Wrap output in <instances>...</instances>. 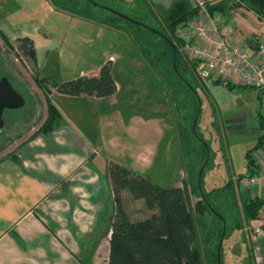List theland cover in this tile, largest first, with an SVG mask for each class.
<instances>
[{"label":"rangeland","instance_id":"1","mask_svg":"<svg viewBox=\"0 0 264 264\" xmlns=\"http://www.w3.org/2000/svg\"><path fill=\"white\" fill-rule=\"evenodd\" d=\"M58 1L76 8L79 14L85 12L99 20L114 17L103 9L109 8L137 22L160 28L155 22L158 15L156 7L143 0L133 3L129 0ZM58 10L49 0H0V29L15 41L10 44L0 31V76L8 78L26 102L24 109L4 112L0 158L13 153L46 124L47 99L53 100L56 93L47 94L39 88L37 80L70 81L81 74H92L111 60L117 86L113 97L57 99L56 102L65 114L74 119L76 129L82 131L79 135L85 141H100V154L94 158L98 171L105 173L113 162L142 175L154 185L171 189L180 187L183 181L187 182L193 167L197 176L198 166L205 157L198 171V177L200 172L203 174L201 192L226 220L221 225L216 216L206 211L199 238L202 244L206 239V248L213 254L216 252L217 257V235L224 228L220 264H254V254L243 231L246 222L239 214V207L232 204L231 194L223 187L231 182L240 196L239 202L252 201L254 190L236 184L238 181L245 182L250 174L246 158L248 151L259 138L264 143V120L258 92L198 78L189 80L193 88L186 87L188 93L172 98L171 92L177 86L167 85L151 66L141 60L124 32L112 33L114 29H100V24L95 21L77 15L78 18H72L70 13L66 15ZM25 36L34 42V60L26 58L19 50L16 41ZM34 64L38 68L36 72ZM72 111L78 112L76 116L72 115ZM132 114L139 116L132 119ZM161 117L172 119L177 140L169 154L164 143L153 138V145L158 148L156 155L143 165L134 156L138 143L132 140L127 127L132 124V128L139 129L146 125L152 132ZM185 117L187 120L183 121ZM78 118L82 119V123L78 122ZM180 125L188 128L189 151L180 142L177 133ZM111 138L114 140L108 142ZM127 195L129 199L125 197L124 208L130 212L132 219L141 220L151 215L152 211L143 205V201L136 202ZM199 200L200 194L192 196V205ZM112 215V201L108 200L103 208L99 231L95 234L101 244L93 257L96 264H107L108 229Z\"/></svg>","mask_w":264,"mask_h":264},{"label":"crops","instance_id":"2","mask_svg":"<svg viewBox=\"0 0 264 264\" xmlns=\"http://www.w3.org/2000/svg\"><path fill=\"white\" fill-rule=\"evenodd\" d=\"M143 1L160 11L168 10L179 1L187 2L192 9L197 8L198 2H204L207 9L213 10L209 18H204L207 26L211 19H218L219 25L233 40L250 52L264 53V19L238 0ZM199 18L198 11L190 21ZM98 27L106 29L103 25ZM4 35L10 44L15 42ZM34 69L35 72L38 70L35 64ZM98 70L80 76H96ZM85 97L55 94L51 101L60 114L57 125L50 132L37 134L13 153L0 158V264H96L93 257L101 244L95 234L99 231L107 201H112L113 206L108 170L101 173L95 166L94 158L100 154V141H85L79 135L82 131L76 129L74 119L56 105L57 99ZM72 113L76 116L78 112ZM137 116L132 114V119ZM159 120L152 132L146 125L139 129L132 128V124L127 127L132 140L138 143L134 156L143 165L156 155L158 148L153 145V138L164 143L169 154L177 140L172 119L161 117ZM78 122L82 123V119L78 118ZM113 140L111 138L108 142ZM127 194H122L123 207L125 197L129 199ZM124 210L131 221L144 220L132 219L130 212ZM153 213L156 212L152 211L151 215Z\"/></svg>","mask_w":264,"mask_h":264},{"label":"trees","instance_id":"3","mask_svg":"<svg viewBox=\"0 0 264 264\" xmlns=\"http://www.w3.org/2000/svg\"><path fill=\"white\" fill-rule=\"evenodd\" d=\"M49 1L59 10L124 32L138 51L141 60L151 66L160 79L167 82V85L177 86V89L171 92L172 98L188 93L186 89V87H189L188 84L192 87L189 80L198 79L196 63L189 61L182 53V42L176 37L178 27L190 22V19L198 13V9H192L187 2L179 1L165 11H160L156 7L158 15L155 16V22L159 24L160 28H153L146 23H142L161 33V36L141 25L130 23L113 13H111L114 16L113 18L99 20L85 12L79 14L76 8L64 5L58 0ZM238 2L264 19V0H238ZM205 8L209 15L213 14L212 8L207 9L206 5ZM218 12L220 13V11ZM2 37L6 41L8 40L4 34H2ZM170 42L173 44L174 50ZM17 44L23 56L34 60V44L31 39L28 37L19 38ZM173 61H175L176 71L173 69ZM36 82L39 88L47 94L56 93L68 97L87 96L102 99L111 97L117 92L111 61L102 65L96 76H80L64 82L41 78ZM47 109L48 119L46 124L40 132L35 133L32 137L50 132L60 121V114L54 103L49 99H47ZM178 118L181 121L180 116ZM193 119L194 116L191 117L192 122ZM186 120L185 117L183 121ZM187 129V127L180 125L177 128V133L181 144L189 151L191 148L189 147L190 139ZM259 139L246 155L249 176L253 174L252 153L259 149L263 143L262 138ZM204 161L205 157L198 166L197 176L194 174L196 170L193 167L190 170L187 182L183 181L180 187L171 189L154 185L142 175L110 162L108 165V178L111 186L114 214L108 229L107 264H213V262H217L216 252L211 253L206 248V239L202 244L199 238V232L202 233L203 230V214L209 211L215 217L208 204L216 211L205 194L202 198L201 188L198 184V171ZM202 176L203 174L200 176L201 184ZM223 188L231 194L232 204L239 207V214L243 222L255 218L259 208L264 205V200L239 202L238 198L240 196L234 190L235 187L231 182L225 184ZM124 192L128 193L133 200L143 201L148 210H157V212L144 220L131 221L123 207L122 194ZM195 194H200L201 200L192 205L191 197ZM215 219L219 220L216 217ZM220 223L222 225L223 222L219 220ZM221 230L218 231V240L221 238ZM220 258L222 259L221 253Z\"/></svg>","mask_w":264,"mask_h":264},{"label":"built area","instance_id":"4","mask_svg":"<svg viewBox=\"0 0 264 264\" xmlns=\"http://www.w3.org/2000/svg\"><path fill=\"white\" fill-rule=\"evenodd\" d=\"M199 20H192L176 30V37L182 42V53L189 61L197 63L198 78L212 79L226 86L254 89L258 92L259 108L264 120V53L250 52L237 40H233L220 24V20L209 18L205 3L198 2ZM264 135V129L263 133ZM252 175L237 186L253 189L252 200H264V143L252 154ZM243 231L245 239L254 254V264H264V205L255 218L246 221Z\"/></svg>","mask_w":264,"mask_h":264},{"label":"water","instance_id":"5","mask_svg":"<svg viewBox=\"0 0 264 264\" xmlns=\"http://www.w3.org/2000/svg\"><path fill=\"white\" fill-rule=\"evenodd\" d=\"M91 1V0H90ZM96 6H99L98 4H95ZM106 11L115 14L116 16L130 22L136 25H141L144 28L157 33L159 35L162 36L161 33L157 32L156 30L152 29L151 27L145 26L144 24L137 22L135 20H132L130 18H128L125 15H122L116 11H113L109 8H103ZM170 45L172 47V49L174 50V46L173 44L170 42ZM173 69L174 71H176V65H175V61H173ZM188 86L191 88V86L188 84ZM25 99L23 98V96L13 88L12 84L10 83L9 79L6 77H1L0 78V131L3 129L4 126V120H3V115L5 111H15V110H19L22 109L25 106ZM194 130V125L193 128ZM200 174L199 173V177H198V184H199V188H200ZM202 198H204L203 193L201 192ZM210 210L213 212V214L221 221H223V217L221 215H219L209 204H208ZM225 235V229L223 228L222 233H221V238L219 240L218 246H217V264H220V247L222 244V240L223 237Z\"/></svg>","mask_w":264,"mask_h":264},{"label":"flooded vegetation","instance_id":"6","mask_svg":"<svg viewBox=\"0 0 264 264\" xmlns=\"http://www.w3.org/2000/svg\"><path fill=\"white\" fill-rule=\"evenodd\" d=\"M2 76H0V78H1Z\"/></svg>","mask_w":264,"mask_h":264}]
</instances>
